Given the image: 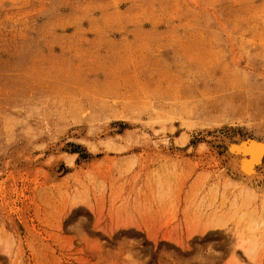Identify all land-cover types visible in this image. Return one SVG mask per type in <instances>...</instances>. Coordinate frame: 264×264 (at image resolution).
<instances>
[{
	"label": "rangeland",
	"instance_id": "rangeland-1",
	"mask_svg": "<svg viewBox=\"0 0 264 264\" xmlns=\"http://www.w3.org/2000/svg\"><path fill=\"white\" fill-rule=\"evenodd\" d=\"M254 140L264 0H0V264H264Z\"/></svg>",
	"mask_w": 264,
	"mask_h": 264
},
{
	"label": "bare ground",
	"instance_id": "bare-ground-1",
	"mask_svg": "<svg viewBox=\"0 0 264 264\" xmlns=\"http://www.w3.org/2000/svg\"><path fill=\"white\" fill-rule=\"evenodd\" d=\"M243 138L245 139L247 137ZM237 139L239 142V137ZM225 153H227V157L225 158H227L229 161V169L231 170L230 172L233 176H237L236 178L240 185L244 187L247 186V188L250 186L254 187L264 180V142L254 140L252 142H242L237 145H229V148ZM250 203L251 202L247 200L242 201V204L240 205L243 207L250 205ZM238 210L239 208H236L232 213L233 215H231L228 218L229 220L224 222L222 226L227 225V222L233 220L234 217L236 219L234 222L236 226L240 225L239 223L246 219L245 224L241 227L243 230L242 233L245 231L249 236H254L259 230L258 224L256 223L257 220L253 218L252 213L249 211H245L241 216H237L236 213ZM240 242L242 243L240 246H243L246 243L243 240Z\"/></svg>",
	"mask_w": 264,
	"mask_h": 264
}]
</instances>
